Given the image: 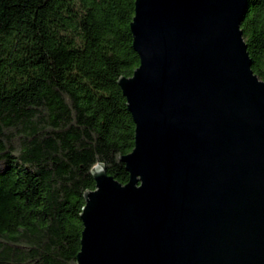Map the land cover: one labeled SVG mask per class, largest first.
I'll return each instance as SVG.
<instances>
[{
	"label": "water",
	"instance_id": "obj_1",
	"mask_svg": "<svg viewBox=\"0 0 264 264\" xmlns=\"http://www.w3.org/2000/svg\"><path fill=\"white\" fill-rule=\"evenodd\" d=\"M249 0H137L140 66L118 85L135 124L123 185L85 195L77 264H264V81Z\"/></svg>",
	"mask_w": 264,
	"mask_h": 264
},
{
	"label": "trees",
	"instance_id": "obj_2",
	"mask_svg": "<svg viewBox=\"0 0 264 264\" xmlns=\"http://www.w3.org/2000/svg\"><path fill=\"white\" fill-rule=\"evenodd\" d=\"M136 1L0 0V264H77L94 168L129 182ZM241 29L264 81V0Z\"/></svg>",
	"mask_w": 264,
	"mask_h": 264
}]
</instances>
